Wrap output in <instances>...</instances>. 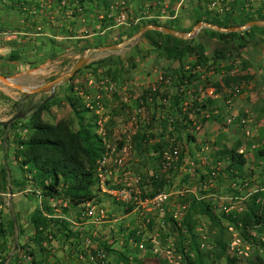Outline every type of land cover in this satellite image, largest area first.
Here are the masks:
<instances>
[{"label":"rangeland","instance_id":"obj_1","mask_svg":"<svg viewBox=\"0 0 264 264\" xmlns=\"http://www.w3.org/2000/svg\"><path fill=\"white\" fill-rule=\"evenodd\" d=\"M89 1L91 0H82L80 2L77 0H36L35 2L33 0H24L26 8L23 9L20 8L19 0H0V30L17 31L14 37L3 39L0 43V224L3 228L0 240L2 239V242L6 241L3 245L4 250L0 253V264H46L38 258V252H36L38 251V244L34 240L35 236L42 238L43 242H48L52 237L57 238L59 235L65 238V233L73 234V239L70 242H74L71 244V248L74 250L73 253H76L77 263L118 264L120 261L118 254H125L129 248L132 249L136 246L135 241L131 237H127L131 228L142 229L144 233L140 234V238L147 236L145 232L147 228L139 225L140 220L136 210L129 211L133 205L130 203L124 204L105 191H103L104 193L96 192L97 201L104 209V216L100 218L99 222H92L90 217L82 215L81 210L84 209V205H79L74 216H71V211H69V218L58 216L56 217L57 219L59 218L57 222L46 219L40 235L35 234L30 221V214L34 208L49 212L52 210L50 209V204L53 203L58 209L64 211L69 205L68 203L62 205V202H66V200L60 199V197H43L39 194L38 189H34V185L26 179L29 174L25 167L19 163L21 155L17 154L16 157L14 156L17 153V148L20 147L18 139L27 134L32 112L35 111L38 103H46L39 110V119L41 121L51 124L62 121L72 130L78 129L80 124L89 121L92 124V130L104 137L105 142L109 145L108 150L112 148L111 152L108 153L109 159L106 165V168L111 169V173L106 183L111 187H115L123 185L119 182L121 180L120 166L113 162V158L120 152L122 144L121 125L139 108V121L136 123L134 131L130 133V151L132 152L129 151L126 154V161L129 158L128 155L131 154L132 159L129 160L130 164L128 165L131 169L130 176L137 173V171H139V174L144 171L145 174L149 175L154 169L152 168L154 161L152 152L154 151L150 147V142H152V139H158L160 133L164 132L163 136L167 133V131L165 133L161 129L160 132H153V127L157 123L159 127L162 125L160 124L163 121L161 115L171 113L175 105L173 96L176 95L179 101L180 98L186 101V109L191 112V117L187 116V120H193L194 125L192 126L191 122L188 127L179 125L178 129H174L175 137L169 136L167 139L168 144L176 146L178 149L179 156L182 158L180 166L188 168L186 171L175 169L172 174L170 173L165 179L164 189L187 185L194 190L206 193L205 201L214 204V211L218 213L221 211V206L226 199L216 197V195L242 194L245 196L243 200L248 202L256 190H261L264 194V167L262 160L255 156V149L264 144V139H261L259 135V130L262 127L256 125L255 119H248L250 117L247 115V111L241 110V113L231 112V114L236 115L235 119L240 115L244 116L247 119L245 124L237 125L235 124L236 120L232 124H226L223 121V126L228 127L230 125L231 127L232 134L230 137L222 138L217 136L215 140L208 138L211 134H215L216 130L211 123L208 125V122H211L214 117L210 109L213 102L208 99L210 95L205 91L208 86H213L218 91L217 96H224L225 101L230 95L228 92L231 87L237 84L238 91L231 96L229 102H224L227 105L231 104L233 97L244 88L247 78L246 76L238 77L237 79L229 80L222 86L219 78L226 72L231 75H240L238 72L252 65V62L243 56V53L249 52L251 45H256L255 42H252L253 37L257 33H264V25H248L244 22L232 25L235 26L233 29L222 30L235 32L231 40L235 42L234 46L236 48H238L237 45L240 46V51L243 53H239L232 47L236 51L232 59L224 60L222 58L223 63L216 59V63L209 64L215 70L207 72L201 70L202 66L199 68L195 66L194 68V61L185 60L187 58H184L185 61H183L182 65L171 58H164L161 50L149 44L141 35V31L138 30L133 33L132 38L126 44L116 48L107 47L109 43H118L123 40L118 35L122 23L113 17L114 20L108 23V18L99 16L103 10L101 1L97 8L94 9L88 6L87 2ZM39 2H43L45 5L42 9L41 6H38ZM34 5H37L36 7L39 10H33ZM63 12L65 13L64 17L65 15H70L80 18V33H91L87 37L89 38L88 40L94 44L98 39L103 44L100 45L102 49H89L83 63L67 79L58 81L70 71L84 50L89 48L85 47L86 42L78 48L69 49L68 52L65 50L57 52L53 47L56 41L49 36L48 40L52 44L50 52L39 53L33 56L31 62L24 64L18 63V53L16 51L12 52L7 44L18 33H24L23 30H18L17 28L23 27L26 24V19L31 21L32 26L35 28L34 31H41L42 23L43 25L47 24L45 25L47 27L53 28L55 26L54 22L58 18L61 19L59 14ZM86 18L88 19L87 24ZM65 22L68 23L69 21L65 20ZM113 22L116 25L104 28V26ZM188 26L189 23L185 24V27ZM191 27H193L191 31H182L188 32L184 38L190 39L192 42H198L195 41L197 38L194 31L197 27ZM208 28L210 26L203 24L199 31L203 30L209 33ZM236 35H241L244 38L239 39ZM142 41H146L148 45L146 44L145 46V44L141 43ZM87 42L89 43V41ZM257 42L258 44L262 43L261 41ZM222 50L227 51L225 48H222ZM74 53L75 55L72 56ZM46 54L47 56L43 57ZM66 54H70L71 57H67ZM14 60H17V62H14ZM186 64L187 67H185ZM135 70L147 73L156 72L159 75V79H153L139 90L135 89L136 84L130 82ZM181 70H183L185 75L190 74L189 79L182 78V81H179V72ZM202 72L203 76L201 75ZM54 82L56 83L54 84ZM151 86H155L163 92L162 95H157L154 101L150 100L146 95ZM179 87L182 89L179 90ZM24 88L28 91H25ZM96 94L99 95L100 107L98 109L94 107ZM161 96L166 98L165 102L161 101ZM170 100L172 104H170ZM200 103L204 105H200ZM87 104H93V106L88 107ZM156 104H158V111L153 110ZM15 113L19 114V116L7 121ZM98 119L99 123H97ZM3 121L6 124H1ZM165 126L166 128L168 127L167 130H170V125L165 124ZM251 128L253 132L250 131ZM245 129L249 130V133H245ZM138 130L144 132L147 140L151 139V141L142 145V149L137 152L132 146V136ZM236 139H238L239 146L242 147L244 153L247 154L248 162L239 175L230 176L223 169L224 161L218 162L213 155L217 148L214 142L231 145ZM119 142H121L120 145ZM138 153L144 156L140 157ZM135 155H138V157H135ZM201 159L203 161L199 162ZM212 169L216 171L213 176L217 182L216 186L199 190V182L203 181L204 176L209 175ZM181 172L187 174V180L185 178L182 179V175L177 176ZM233 178L240 181L238 189L232 190L229 185L230 180ZM145 188L149 189V186L146 184ZM191 195L189 192L182 195L172 194L169 203L175 199V201L178 200L187 204ZM261 197L257 199L259 200L260 198L261 200ZM183 198H185V201ZM236 201L239 200L233 199V202ZM46 206H49V209ZM127 206H129L128 213L122 215L125 213L124 210ZM167 207L166 205L165 210H167ZM150 215L152 225L148 228V231L157 232L162 243L168 241L178 242V240L181 243H186L188 241L187 232L182 229L176 230L175 239L172 235H169L171 230H169L167 224H160L159 216L155 213V209L151 210ZM74 223H77L79 227L75 228ZM222 224H225V221ZM191 229L197 234V237L200 233H204L210 242V247L201 249L205 256V264H214L215 261H218L219 264H228L225 254L218 258L214 256L212 233L216 230V226L205 215H195ZM249 231L253 233V236L257 234L264 236V225L253 226ZM223 233L224 238L227 239L229 236L228 230L223 228ZM244 239L250 244L246 263L253 258L254 254L264 255V243L249 237ZM102 244L105 245V248ZM94 245L102 246L106 252V257L102 263L89 257L90 250ZM8 252L11 256L7 259ZM146 252L141 250L137 255L144 256ZM129 253L131 257L134 254L133 252ZM160 258L159 253H151L144 258V262L145 264H155ZM181 264L187 263L182 260ZM229 264L237 263L233 260Z\"/></svg>","mask_w":264,"mask_h":264},{"label":"trees","instance_id":"obj_2","mask_svg":"<svg viewBox=\"0 0 264 264\" xmlns=\"http://www.w3.org/2000/svg\"><path fill=\"white\" fill-rule=\"evenodd\" d=\"M77 1L80 2L82 0ZM100 1L103 8L102 11H105L106 13L108 11V0H99V3ZM241 3V1L235 2V0H227L226 5L228 8L225 9L222 16L212 15L210 18H206L207 16L202 17L201 14H196L193 20L189 23L188 27H185L183 24L179 25L175 22L165 23V25L180 31H185L188 30L193 23L199 21L200 19L228 27L241 24L252 19L264 18V12H252L249 10V7H239ZM108 19L111 21L110 18ZM146 23L157 24L159 22L157 19L143 18L134 26V29H138L139 26ZM134 29H125L123 30V33L129 36ZM208 29L210 34H214L218 38L222 39H231L235 35V32L232 30L218 31L210 28ZM141 35L148 41L149 44L160 49L163 57L166 59L171 58L182 65L183 59L187 56H191L193 57L194 65L200 64L201 66L206 65L207 67L210 64L207 63L203 46L199 42H192L190 39L153 28L144 29L141 32ZM236 36L239 39L244 38L241 35ZM101 44L102 43L98 39L94 42V45ZM89 46L90 43H86L85 47ZM46 56L47 54L43 55V57ZM13 57L15 56L13 55ZM32 59L33 57L31 56L26 57L28 62H31ZM189 75L190 74L185 75L183 70H181L179 72V81L181 82L182 78L189 79ZM238 77L240 78L242 76L233 74L223 77L221 80L224 84L229 80L235 78L237 79ZM162 94L163 92H161L159 88H155L154 90L149 89L148 92H146V95L152 101L156 99L157 95L160 96ZM173 102L175 105L171 113L161 115L163 117V121L160 123L162 124L160 125V129L161 131H165V133L167 131L166 135L163 136L164 132H162L158 135L159 138L157 140H152V142H150L151 149L157 153V155L155 154L153 156L154 161L157 163V171H153V173L149 175L147 173L140 175L139 183L141 187V195H151L157 188H163L165 175L160 169L159 153L163 149L171 146V144H168L167 142L168 137L171 136L170 130L175 131L174 129H178L179 125H181V127H188L191 122L190 120H187V112L189 110L186 109L182 111L180 109L179 100L176 95L173 96ZM45 104V102L38 103L35 111L32 112L29 130L24 137L18 139L20 147L17 148V153L14 154L15 157L17 154L21 155L19 163L25 167V170L29 174L26 179L34 185V189H38L39 194L43 197H60V199L66 200V202L71 206L81 204L90 199L98 200L96 192L99 191V188L97 186L95 167L96 160L104 149L101 136L92 130V124L89 121L84 124H80L79 128L76 130H72L65 122L62 121L56 124L41 121L39 119V110L43 108ZM170 104H172L171 100ZM157 106L158 104L154 106V111H158ZM158 120L160 119L158 118ZM1 124H6V122L3 121ZM165 124L170 125V130H167L168 127L166 128ZM259 135L261 139H264V127L259 130ZM146 141L147 137L144 132L141 130L136 131L132 136L133 149L140 151L143 147L142 145L146 144ZM214 143L217 148L213 155L217 160L224 161V171L230 176L239 175L242 171L244 156L238 151V139H236L231 145L217 144V142ZM120 144L121 142H119V145ZM255 156L262 160L264 167V144L255 149ZM204 178L207 179V176H204ZM146 184L149 186V189L145 188ZM258 197H261V200L260 198L258 200ZM183 199L185 201V198ZM241 203L243 207L240 210L230 209L225 211L221 209L218 213L214 211V204L205 201L204 198L198 199L192 194L187 201V205L183 216L180 219L179 225L176 224V221L173 220L168 213H165L164 220L169 229L172 231L174 239L176 238V235H174L177 232L176 230L182 229L187 232L188 241L186 243H181L179 240L178 242H173L175 248L182 253V260H184L187 264H205V256L198 247L197 234H195V232L191 229L193 221L195 220V215L197 214L205 215L208 220L216 226V230L212 233L213 249L215 250L214 256L216 258L225 254V246L228 239L224 238L223 228L226 230V224H222L223 221L231 223L236 229H238V232L244 238L249 237L250 239L258 240L261 241L260 243H264V236H262V238L258 234L253 236V233L249 231L253 226L259 224L264 225L263 191L256 190L251 195L248 202L241 200ZM46 208L49 209V206H46ZM128 210L129 206L125 208V211ZM46 219L47 218L42 215L40 209L34 208L32 210L30 214V221L36 235H40L41 229L45 226ZM150 223L147 227L150 226ZM136 229L137 228H131L128 231L127 237H131L135 242H138L141 238L140 233H136ZM2 231L3 228L0 224V234ZM145 242L146 246L149 247L150 243L147 238L145 239ZM4 244L5 242H2L1 239L0 253L4 250ZM102 245L105 248V245ZM184 248H186L191 255L184 251ZM140 251L141 250L138 249L137 246H134L132 249L129 248L125 254H118V258L120 260L118 264H145L144 258L148 257L151 252L147 251L144 256L137 255ZM129 252L134 253L132 257ZM225 255L227 256L226 258L228 264L233 260L235 261L234 256L229 254ZM155 264H165V262L162 258H160ZM245 264H264V255L254 254L253 258Z\"/></svg>","mask_w":264,"mask_h":264},{"label":"crops","instance_id":"obj_3","mask_svg":"<svg viewBox=\"0 0 264 264\" xmlns=\"http://www.w3.org/2000/svg\"><path fill=\"white\" fill-rule=\"evenodd\" d=\"M35 1L36 0H33V2ZM113 1L118 2L119 0H108V5H107L108 11L106 13L105 11H102V13L99 14V16L110 18L112 21L114 20L113 18H115V15H117L119 11H122V9H124V11H127V12H126L125 19L121 20L122 27L118 31V35L120 39L121 38L123 39L120 41L122 43L118 44L119 42L118 43L112 42V43L107 44V47H110V48H116L122 44H126L127 42H129V40L133 36V33L136 30L142 32L146 28H153L151 27L152 23H146V24L139 26L138 29H134V26L138 24L139 21L143 18L157 19L159 22L157 23L158 25H165V23H171V22H175L179 25H182V24L185 25L187 23H190L196 14H201L202 17L207 16L206 18H210V16L212 15L222 16L225 11L224 10L222 13L215 14L214 12H212L210 9L207 8L205 0H122L123 1L122 5L117 4L115 8L111 7V4ZM224 1L226 2L227 0H224ZM237 1L242 2L241 5L238 4L239 7L240 6H243L244 8L249 7V10H251L252 12H259V13L264 12V0H235V2ZM87 3H88V6L91 7V9H94V8H97L99 4V0H91ZM38 4H39L38 6H41V9L43 6H45L43 2H39ZM36 6L37 5H34V8H33V10L35 9V11L39 10V8ZM207 11H208V14H207ZM64 12L59 14L61 15L59 16L61 17V19L58 18L54 22L55 26L53 28L47 27L45 26L47 24L43 25L42 23L41 24L42 30L34 31L35 28L32 26L31 21H29L28 19H26V24H24L23 27L17 28L18 30L19 29L23 30L24 33L23 34L18 33L14 39L8 42L7 46L10 47L12 52L16 51L18 53V63L24 64L28 62L26 60L27 56L33 57L39 53L50 52V48L52 44L48 40L49 36L55 39L56 44L53 45V47L55 48L57 52L63 51V50L68 52L69 49L72 50L73 48H78L82 46L83 44H85V42L88 43L87 41H89L90 43L89 47H98V49H100V45H94L90 40H88L89 38L87 37H89L91 33H84V34L80 33L81 31L80 30L81 29L80 28V18L78 19L70 15H69L70 17L68 15H65L64 17L63 16L65 14ZM110 15H114V16H110ZM65 20L69 22L67 23L65 22ZM199 21L209 22L203 19H200ZM87 23H88V19L86 18V24ZM108 23H110V20L108 21ZM113 23L108 24L107 26H104V28L110 27L112 25H116L115 23L114 24ZM195 23H193L191 26H194ZM203 24L204 23H202L199 27H197L196 30H194L196 33L195 37L197 38V40L195 41H198L203 46V51L207 58V63L214 64L216 63V59L221 61L220 63H223L222 61L223 59L224 60L232 59L233 54L236 53V51H234L232 47L235 50H237L239 53H243L242 51H240L239 45H237L238 48L234 46L235 42H233V40L218 38L216 35L210 34L203 30L199 31V29L202 27ZM254 24L264 25L262 23H254ZM37 26L40 27L39 25ZM191 26L188 28V31H191V29H193V27ZM125 29H134V30L131 33V35L127 36L123 33V30ZM128 37H131V38L129 40H126ZM82 38H86V39H82ZM253 38L254 39L252 42H255L256 45H251L250 51L243 53V56L247 57L248 60L252 62V65L247 66L244 70H241L240 72H238L240 73L241 76H246L247 81H246L244 88L241 89L239 93H237V95L233 97L234 99L232 100L231 104L230 105L225 104L224 96L223 97L217 96L218 91L213 86H208V88H205V91H207V93L210 95L208 99L211 102H213L211 103L210 109L212 110V114L214 117L212 118L211 122L210 121L208 122V125H210L211 123V125H213V127H215L214 129L216 130L215 134H211L210 136H208V138L210 137L212 140H215L217 136L222 137V138L230 137V135L232 134V131L230 129L231 127L230 125L228 127L223 126L224 124L223 121H224L225 115L231 112L241 113L242 112L241 110L247 111V115L250 117L248 118L249 120L255 119L256 125L258 127H264V33H257L255 34ZM257 41H261L262 43L258 44ZM141 43L145 44V46L147 44L146 41H142ZM222 48L227 49V51L222 50ZM74 55L75 53L72 54V56ZM66 56L69 57L70 54H66ZM185 58H187L185 60L193 61V57L191 56H187ZM185 60L183 59V61ZM14 62H17V60H14ZM201 70L209 72V70L214 71L215 68L210 65L207 67L206 65H203ZM226 73L220 76L219 78V82L221 81L220 82L221 86L223 85L221 79L223 77L231 75L228 72ZM153 79L154 80L159 79V75L156 72L147 73V72L135 70L132 74V80H130V82H134L136 84L135 89L139 90L140 88L145 87ZM191 124L192 126L194 125L193 120L191 121ZM155 131L156 133L160 132V127L158 123L157 125H155V127H153V132ZM247 131L249 133V130ZM250 131L253 132V129L251 128ZM170 133H171V136L175 137V131L170 130ZM154 140H157V139H154ZM149 141H151V139H148L146 142H149ZM226 145H229V144H226ZM238 149H240V146L238 147ZM139 154L140 153H138V155ZM242 154L244 156V163L242 165V170H243L244 166L248 162V157H247V154L245 153H242ZM138 155H135V157H138ZM143 156L144 155L140 154V157H143ZM128 157L129 158L127 159V167L131 171L128 165L130 164L129 160L132 159V155L130 154L128 155ZM202 161H203L202 159L199 160V162H202ZM217 161L221 162L222 160H217ZM152 168H154L153 171H157L156 170L157 163L155 161H153L152 163ZM187 168L188 167L182 168L180 165L178 166V169H180L181 171H186ZM138 172L139 171H137V173H134V174H137L139 176L141 174H145L144 171H141V174H139ZM151 173L153 172H150V174ZM181 173L177 174V176L182 175V179L185 178L187 180V174H183V172ZM99 191L104 193L100 189ZM173 202H176L175 199H173L171 203L167 204L168 207H167V210H165V213L166 211L168 213V210L171 207ZM229 202L230 201H225L224 204H228ZM65 203L67 202L65 201L62 202V205H65ZM238 203H239L238 201L233 202V204L235 205ZM79 205L80 204L74 205V206L68 205L67 206L68 209L66 208V210L63 211L61 209H58L56 205H53V203H51L50 209L52 210H50L49 212L42 210L41 213L42 215H44V217H51V219L50 218H47V219H50L53 222H57L59 221V218L58 219L56 218L58 216L69 218L70 217L69 211H71V216L72 215L74 216L75 213H77V206ZM185 205L187 204L185 203ZM133 210L134 209L131 208L129 211H133ZM124 212L125 213L122 215H125L128 213V211H125V210ZM74 224H75V228L79 227L77 223H74ZM172 234H173L172 231H170L169 235H172ZM65 236H66L65 238L60 235L57 238L52 237L48 242H43L42 238L35 236L34 240L38 244V251H36L38 252L37 253L38 258L42 260L43 262H45L46 264H80V263H77L78 258L75 255L76 253L75 254L73 253L74 252L73 248H71V244L74 243L73 241L70 242L71 239H73V234L70 235L69 233H65ZM10 256L11 255H9V252H8L7 259Z\"/></svg>","mask_w":264,"mask_h":264},{"label":"built area","instance_id":"obj_4","mask_svg":"<svg viewBox=\"0 0 264 264\" xmlns=\"http://www.w3.org/2000/svg\"><path fill=\"white\" fill-rule=\"evenodd\" d=\"M20 2V8L25 9L26 5L24 0H19ZM207 8L210 9L212 12L216 13H222L226 8V2L224 0H205ZM123 1L119 0L113 1L111 4V7L115 8V6L122 5ZM126 12L124 9L122 11H119L115 19L118 22H121V20L125 19ZM17 31H8V30H0V43L3 39H7L10 37H14ZM197 68L201 67L200 64H195ZM187 67V64L185 65ZM203 76V73L201 74ZM156 87L151 86L150 90H154ZM182 88L179 87V90ZM238 91V85L235 84L231 87L229 90V96L226 98V102H229L231 100V96L235 95V93ZM96 100L94 103L95 109H98L100 107V103L98 101L99 95L96 94ZM162 102L166 101L165 97L160 98ZM88 107H92L93 104H87ZM179 106L182 111L186 110V101L181 100L179 101ZM138 111L135 110L133 114L130 115V117L123 122L121 125V146H120V152L116 154L113 158V162L120 166L121 169V176H120V183L123 185H118L115 187H111L106 183V180L108 179V176H110L111 169L106 168L107 161L109 159L108 153L111 152L112 148L108 150L109 145L105 142L104 137L101 136L102 142L104 143V150L101 153V155L96 160V167H95V174L97 178V186L101 191L108 192L114 199L120 200L124 204H132L133 209L136 210V213L139 217L140 223L139 225H142L146 227V233L147 236L145 238H141L138 242H135V245L138 249L142 251H149L151 253H159L161 258L164 260L165 264H181L183 256L182 253L175 248V245L172 241H168L166 243H162L159 239L158 233L154 231H148L151 227L152 218L150 217V212L152 209H155V213L158 214V219L160 224L166 225V222L164 220L165 215V206L170 202V196L172 194L182 195L187 192L192 193L196 198H204L206 197V193L199 192L198 190H194L190 188V186L187 185H180L177 187L172 188H157L155 192H153L151 195H141V187H140V176L137 174H131L130 176V170L127 167V161H126V154L131 150V134L134 131V128L136 126V123L139 121L138 118ZM191 112H187V116H190ZM236 115L228 113L224 117V122L226 124H232L236 120V124H245L247 119L244 116H238L235 119ZM170 119V118H169ZM97 123H99V119L97 120ZM101 129V127H100ZM103 133V132H102ZM245 133H248L247 129H245ZM239 152L244 153V150L242 147L238 149ZM157 155L156 152H152V155ZM159 164L161 171L164 172L165 179L169 176V174L173 173L175 169H178V166L180 165V158L179 152L176 146H170L168 148L163 149L159 153ZM191 164L192 162L189 161ZM170 171V172H169ZM216 171L214 169L210 170L209 175H207V179H203V181L199 182L198 188L206 189L215 187L217 182L215 181V178L213 176L215 175ZM191 174V173H190ZM131 179V180H128ZM164 179V183L166 184ZM239 180L236 178H233L230 180V187L232 190L238 189ZM257 189V188H254ZM215 195V193H213ZM216 197H221L223 199H226V201H230L228 204H222L221 209L223 210H230V209H236L240 210L242 209L243 205L240 202L244 199V195L239 194L235 195L233 193H228L225 195L219 194L216 195ZM233 199H238V204H233ZM232 200V201H231ZM232 202V203H231ZM80 205H84V209L81 210V214L84 216L90 217L92 222H99L100 218L104 216V209L100 206L97 200L90 199L88 201H85L81 203ZM185 203L181 201L173 202L171 207L168 210V214L173 218V220L176 221V224H180V219L183 216V213L185 211ZM151 222V223H150ZM150 223V226L147 227V225ZM226 229L228 230V239L225 246V254H229L231 256L235 257V261L237 264H245L246 258L248 256V249H249V242L243 238V236L237 231V229L231 224L227 223ZM136 233L143 234L142 229L137 228ZM263 235H260L262 238ZM148 239L150 245L149 247L146 246L145 239ZM198 247L200 249H206L210 247V242L207 238V236L204 233H200L198 236ZM184 251L188 252L186 248H184ZM190 255L191 253L188 252ZM89 257L91 259H95L102 263V261L106 257V252L104 248L100 245H94L92 246V249L90 250ZM214 264H219L218 261H215Z\"/></svg>","mask_w":264,"mask_h":264},{"label":"water","instance_id":"obj_5","mask_svg":"<svg viewBox=\"0 0 264 264\" xmlns=\"http://www.w3.org/2000/svg\"><path fill=\"white\" fill-rule=\"evenodd\" d=\"M202 23H204V24H206V25H208V26H210V27H212V28H214L215 30H218V31H222L224 29H233L235 27V26L224 27V26L212 23V22H203V21L196 22L194 27H199ZM254 23H262V24H264V18H262V19H252V20H249V21L246 22V24H248V25L249 24H254ZM151 27L160 29V30H162L164 32H168V33L174 34V35L179 36V37H184L185 34L188 33V32H182V31L176 30L174 28H171V27H168V26H165V25L152 24ZM130 38L131 37H128L126 40H129ZM121 43L122 42H119L118 44H121ZM89 49H98V47L86 48L84 50L83 54L75 61V63L73 64L72 68L70 69V71L63 78L59 79L58 81L67 79V77L69 75H71L76 70V68H78L83 63L84 59L88 55ZM100 49H102V47H100ZM56 82H54V84ZM24 90L28 91L26 88H24ZM17 116H19V114L15 113L10 118H8L7 121H10L12 118L17 117Z\"/></svg>","mask_w":264,"mask_h":264}]
</instances>
